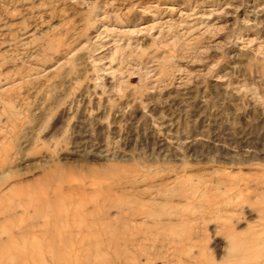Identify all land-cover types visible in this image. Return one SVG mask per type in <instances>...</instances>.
<instances>
[{
    "label": "rangeland",
    "instance_id": "1",
    "mask_svg": "<svg viewBox=\"0 0 264 264\" xmlns=\"http://www.w3.org/2000/svg\"><path fill=\"white\" fill-rule=\"evenodd\" d=\"M0 264H264V0H0Z\"/></svg>",
    "mask_w": 264,
    "mask_h": 264
},
{
    "label": "bare ground",
    "instance_id": "2",
    "mask_svg": "<svg viewBox=\"0 0 264 264\" xmlns=\"http://www.w3.org/2000/svg\"><path fill=\"white\" fill-rule=\"evenodd\" d=\"M154 216V215H153Z\"/></svg>",
    "mask_w": 264,
    "mask_h": 264
}]
</instances>
